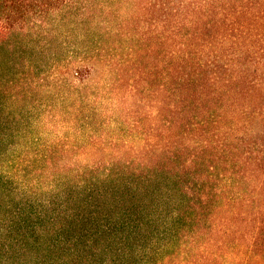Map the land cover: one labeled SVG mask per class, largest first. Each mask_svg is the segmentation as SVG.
Masks as SVG:
<instances>
[{"label": "trees", "instance_id": "1", "mask_svg": "<svg viewBox=\"0 0 264 264\" xmlns=\"http://www.w3.org/2000/svg\"><path fill=\"white\" fill-rule=\"evenodd\" d=\"M91 2L0 0V264H264V0L151 1L168 21L166 141L157 126L142 144L110 140L125 151L92 139L73 153L31 135L38 107L22 109L25 71L8 69L26 44L11 38ZM234 176L259 198L227 196Z\"/></svg>", "mask_w": 264, "mask_h": 264}, {"label": "rangeland", "instance_id": "2", "mask_svg": "<svg viewBox=\"0 0 264 264\" xmlns=\"http://www.w3.org/2000/svg\"><path fill=\"white\" fill-rule=\"evenodd\" d=\"M91 1L84 8L51 10L36 16L11 38L13 43L26 44L23 53L10 56L16 64L8 69L25 71L21 80L25 92L19 100L22 109L38 107L30 114L35 120L31 135L40 136L42 142L59 136L61 146L73 153L92 151V139L108 143V152L125 151L122 146L111 145L110 140L122 138L142 144L157 126L158 140L165 142V120L175 115L165 91L169 84L168 21L163 6L153 7L154 0ZM157 1L164 4L165 0ZM212 16L213 12L207 14ZM186 29L185 26L183 30ZM213 37L214 29L204 36L207 40ZM9 77L13 79L11 74ZM11 84L10 81L8 85ZM261 98L264 100V92ZM210 110L214 112V105ZM227 123H232L230 117ZM213 131L214 124H209L201 138L214 144ZM195 134L190 131L189 138L198 137ZM199 156L198 162L205 170L209 163L214 164V147ZM237 158L239 168L241 159ZM233 178L235 184L227 196L259 198V190L254 192L251 184L242 183L237 176ZM209 185L214 188V176H210ZM210 191L208 198H227L225 194L216 197L214 190Z\"/></svg>", "mask_w": 264, "mask_h": 264}]
</instances>
